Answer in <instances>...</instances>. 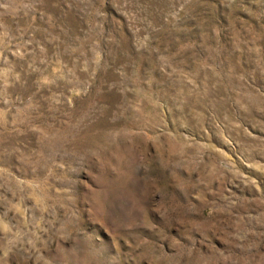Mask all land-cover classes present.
<instances>
[{
  "label": "rangeland",
  "instance_id": "374dc122",
  "mask_svg": "<svg viewBox=\"0 0 264 264\" xmlns=\"http://www.w3.org/2000/svg\"><path fill=\"white\" fill-rule=\"evenodd\" d=\"M0 264H264V0H0Z\"/></svg>",
  "mask_w": 264,
  "mask_h": 264
}]
</instances>
